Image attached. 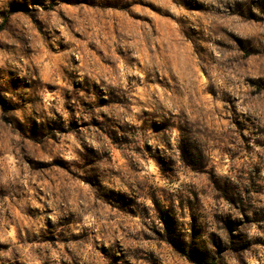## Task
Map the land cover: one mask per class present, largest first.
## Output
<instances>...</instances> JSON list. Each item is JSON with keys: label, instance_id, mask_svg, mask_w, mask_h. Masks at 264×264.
Instances as JSON below:
<instances>
[{"label": "rangeland", "instance_id": "obj_1", "mask_svg": "<svg viewBox=\"0 0 264 264\" xmlns=\"http://www.w3.org/2000/svg\"><path fill=\"white\" fill-rule=\"evenodd\" d=\"M81 151L91 174L66 166ZM10 249L264 264V0H0Z\"/></svg>", "mask_w": 264, "mask_h": 264}, {"label": "clouds", "instance_id": "obj_2", "mask_svg": "<svg viewBox=\"0 0 264 264\" xmlns=\"http://www.w3.org/2000/svg\"><path fill=\"white\" fill-rule=\"evenodd\" d=\"M76 147L79 148V145H76ZM65 160L67 161L66 166L71 168L75 172H79L82 174H91L93 171L92 166L88 163V160L86 158V153H84L83 151H81L79 155L66 156ZM11 259V249L9 250V252L0 253V264H7V261Z\"/></svg>", "mask_w": 264, "mask_h": 264}]
</instances>
